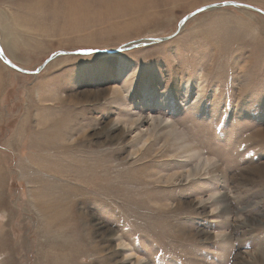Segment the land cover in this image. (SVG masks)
I'll list each match as a JSON object with an SVG mask.
<instances>
[{
  "label": "rangeland",
  "instance_id": "obj_1",
  "mask_svg": "<svg viewBox=\"0 0 264 264\" xmlns=\"http://www.w3.org/2000/svg\"><path fill=\"white\" fill-rule=\"evenodd\" d=\"M144 2L0 0V264H264V0Z\"/></svg>",
  "mask_w": 264,
  "mask_h": 264
},
{
  "label": "water",
  "instance_id": "obj_2",
  "mask_svg": "<svg viewBox=\"0 0 264 264\" xmlns=\"http://www.w3.org/2000/svg\"><path fill=\"white\" fill-rule=\"evenodd\" d=\"M223 5H225V6H226V5L244 6V7H246V8H251V9H256V10H258V11H262L261 9H257L256 7H253L252 5H248V4H246V3H242V2H239V1H228V2L225 1V2H222V3H217V4H215V5L213 4V5H207V6H204V7H202V8L197 9L196 11L190 13L189 15H187V17H185V18L180 22V28L183 27L184 23H185L190 17H193L196 13L201 12V11H203V10H206V9H208V8H214V7H217V6H223ZM179 31H180V29H179L174 35H172L171 37H174L176 34L179 33ZM169 38H170V37H161V38H153V39H152V38H149V39H145L144 41H143V40H137V41L132 42V43H131V46L140 45V44H145V43H150V42L152 43V42L164 41V40H167V39H169ZM122 48H124V47H121V49H122ZM92 51H94V50H93V49H84V50L76 51L75 53H90V52H92ZM0 54H1V57H3V58L5 57V56L3 55V53H2L1 46H0ZM60 54H61V52H60V53H59V52L54 53V54L52 55L51 59L57 57V56L60 55ZM51 59L46 60V61H45L40 67H39V69H38L36 72H38V71H40L41 69H43ZM8 64H10V65H12V67H15L16 69H19V70L24 71V72H33V71L25 70V69H23L22 67H19V66L13 64L10 60L8 61Z\"/></svg>",
  "mask_w": 264,
  "mask_h": 264
},
{
  "label": "bare ground",
  "instance_id": "obj_3",
  "mask_svg": "<svg viewBox=\"0 0 264 264\" xmlns=\"http://www.w3.org/2000/svg\"><path fill=\"white\" fill-rule=\"evenodd\" d=\"M69 1V3H70V5H75V4H77L78 3V0H68ZM137 2V0H119V3H124V2H127L126 3V5H129L128 6V9H131V8H134V9H137V8H135V7H131L130 6V2L132 3V2ZM143 2H144V0H143ZM118 3V4H119ZM141 3V2H140ZM145 3V2H144ZM136 4V3H135ZM142 4V3H141ZM146 5V4H145ZM140 6V5H139ZM137 7H138V3H137ZM140 8H142V6L140 7ZM153 39V38H152ZM2 59L4 60V61H6V63H8V61H9V59L5 56L4 58L2 57ZM139 117V116H138ZM133 118V117H132ZM134 119V118H133ZM140 119V118H139ZM127 120H128V118H127ZM136 122H138V118H137V120H136ZM152 122L153 123H158L159 122V119H156V118H154V116L152 117ZM126 123V122H125ZM128 123V122H127ZM134 123V122H133ZM132 124V123H131ZM138 124V123H137ZM154 124V125H155ZM127 125V124H126ZM169 126H172L173 127V125H169ZM131 127V126H130ZM176 129V128H175ZM153 130V129H152ZM150 131V132H153V131ZM170 131V130H169ZM175 131V130H174ZM170 133V132H169ZM153 133H151V135H152ZM150 137V136H149ZM146 139H148V138H146ZM143 146V145H142Z\"/></svg>",
  "mask_w": 264,
  "mask_h": 264
}]
</instances>
